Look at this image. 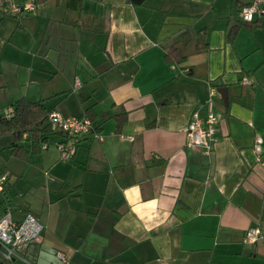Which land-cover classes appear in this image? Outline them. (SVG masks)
<instances>
[{
	"label": "crops",
	"instance_id": "crops-1",
	"mask_svg": "<svg viewBox=\"0 0 264 264\" xmlns=\"http://www.w3.org/2000/svg\"><path fill=\"white\" fill-rule=\"evenodd\" d=\"M34 1L31 13L0 12V110L20 98L64 115L89 108L100 138L82 136L70 159L53 138L18 156L32 195L12 179L7 203L43 225L22 255L264 264V11L247 23L240 8L251 0ZM194 111L216 117L208 149L187 144ZM250 227L260 237L244 243Z\"/></svg>",
	"mask_w": 264,
	"mask_h": 264
},
{
	"label": "built area",
	"instance_id": "built-area-1",
	"mask_svg": "<svg viewBox=\"0 0 264 264\" xmlns=\"http://www.w3.org/2000/svg\"><path fill=\"white\" fill-rule=\"evenodd\" d=\"M36 3L34 0H0V12L3 15H22L34 11ZM264 7V0H251L240 8L241 20L243 22H253L255 15L260 14ZM242 82L249 84L246 77ZM0 110V114H1ZM9 117L11 110L2 113ZM216 117L210 111L205 118L199 116L194 111L191 119L185 129L187 144L189 146H205L210 148L214 140ZM47 121L54 132H59L68 136V140L61 137L55 142L56 147L61 151L64 159H70L75 151V146L82 136L93 135L100 138L95 132V126L90 118L86 116L64 115L58 110H51L47 114ZM46 145H43V148ZM264 164V161H262ZM9 175L0 170V198L4 200L0 203V264H31L21 253V248L39 240L43 225L37 216L30 212H22L16 216L14 209L7 203V184ZM3 204V205H2ZM260 237L257 227H250L245 231L243 242L254 243ZM57 257L62 264H69L68 258L64 252L58 251Z\"/></svg>",
	"mask_w": 264,
	"mask_h": 264
},
{
	"label": "trees",
	"instance_id": "trees-1",
	"mask_svg": "<svg viewBox=\"0 0 264 264\" xmlns=\"http://www.w3.org/2000/svg\"><path fill=\"white\" fill-rule=\"evenodd\" d=\"M127 1L133 5H140L145 2V0ZM203 36V32L199 33V40L203 41ZM49 111L51 110H47L41 102L20 98L15 101L9 117H5L2 113L0 114V134L10 133L13 135V141L10 146L12 154L21 156L23 152L25 156L28 152L37 153L42 145L51 138L55 139V141H59L61 137H64L65 141L69 139L68 136L52 131L47 121ZM85 116L92 121V114L89 108L85 109ZM24 135L29 142L27 151H21L22 147L18 145L24 139ZM0 170L4 172L3 167H0Z\"/></svg>",
	"mask_w": 264,
	"mask_h": 264
},
{
	"label": "rangeland",
	"instance_id": "rangeland-1",
	"mask_svg": "<svg viewBox=\"0 0 264 264\" xmlns=\"http://www.w3.org/2000/svg\"><path fill=\"white\" fill-rule=\"evenodd\" d=\"M11 137L10 136H0V150H1V157H0V161L5 162L9 165L10 169L13 168H17L18 172V176L21 175L20 177L17 178V176H14V174H12V176H10L9 181H11L12 179L16 181H18L16 183V186L14 187V189L21 191L25 197H31V186L27 184V177H28V173L26 172V168L23 165V163H21L22 161L17 159L18 156L14 155L11 153L10 149H9V145L11 143ZM25 142V141H23ZM24 156V153H22V155L20 156L21 158ZM20 158V159H21ZM30 176V175H29ZM37 192H41V189H37ZM19 195V194H18Z\"/></svg>",
	"mask_w": 264,
	"mask_h": 264
},
{
	"label": "water",
	"instance_id": "water-1",
	"mask_svg": "<svg viewBox=\"0 0 264 264\" xmlns=\"http://www.w3.org/2000/svg\"><path fill=\"white\" fill-rule=\"evenodd\" d=\"M225 89H226V88H220V89H219V92H220V94H221V97L224 99L225 103H227V96L225 95V92H226ZM223 93H224V94H223Z\"/></svg>",
	"mask_w": 264,
	"mask_h": 264
}]
</instances>
